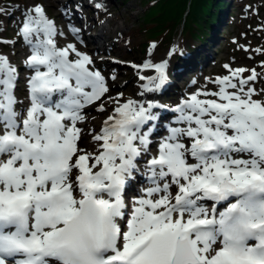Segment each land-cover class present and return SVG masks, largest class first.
Here are the masks:
<instances>
[{
    "label": "snow or ice",
    "instance_id": "obj_1",
    "mask_svg": "<svg viewBox=\"0 0 264 264\" xmlns=\"http://www.w3.org/2000/svg\"><path fill=\"white\" fill-rule=\"evenodd\" d=\"M22 16L24 99L0 53V264H264V74L225 63L169 108L147 98L169 62L148 59L131 65L140 98L111 95L116 76L58 47L43 4ZM89 110L108 113L99 130ZM137 173L148 186L128 201Z\"/></svg>",
    "mask_w": 264,
    "mask_h": 264
},
{
    "label": "rangeland",
    "instance_id": "obj_2",
    "mask_svg": "<svg viewBox=\"0 0 264 264\" xmlns=\"http://www.w3.org/2000/svg\"><path fill=\"white\" fill-rule=\"evenodd\" d=\"M7 1L9 0H0V9H3L0 12V40L16 41V43H0V53L9 57L20 68V75L23 76L31 75V72L23 67V61L29 54V49L17 32L23 19V10L31 7L34 3L44 5L48 17L55 22L58 31L63 33L62 36L56 37L58 47H63L67 43H75L81 51L89 54V51L92 53L93 50H96V44L85 40L87 34L95 33L103 23L107 26L106 30H111H109L111 37L105 38L104 48L92 53V58L96 60L95 66L102 70L106 77L116 76L115 81L109 80L113 87L111 95H115L117 91H123L125 97L140 98L137 93L140 91L139 84L142 82L138 80L136 69L131 65L140 64L148 59L153 62L167 59L169 62V81L177 83L173 87L168 83L165 88L170 93L174 91L173 97H175L173 98L167 91L163 94L151 95L155 96L161 105L166 103L170 107L173 106L172 100L176 101L173 103L175 105L183 95L202 87L206 77L227 74L222 67L225 63L231 64L233 68L255 67L257 72L264 74V69L260 67V61L264 60V55L255 51L258 48L264 49V0H228L229 7L224 26L217 28L215 32L213 31L214 33L212 32L214 42L210 40L196 52L198 59L204 57L203 60H207L206 65L202 67L196 62L194 67L189 68L191 71L184 69L178 74L171 73L173 65L169 52L175 48L176 44L179 42L181 44L182 26L175 29L174 36L176 37L171 45L152 48V44H149L142 51L135 47L137 44H146L147 42L144 32L145 23L142 19H137L140 12H144L140 0L128 2L93 0L92 4H88V7H84L81 0H73L72 3H67L68 0H11V3H7ZM97 3L102 4L103 7L96 8L95 4ZM78 6L83 10L81 12L82 17L84 16L83 20H80L74 13ZM95 12H98L97 16L94 14ZM71 28L79 29V39L73 34ZM217 31L219 32L217 33ZM240 45L245 46L249 51H243ZM23 52L27 53L25 57H21ZM206 56H210V58L207 59ZM144 74L151 75L153 73L151 70H145ZM125 84L126 86H124ZM25 85L26 80H21L20 77L16 93L19 99H24L26 95ZM208 87L212 88L213 86L208 85ZM256 87L257 89L264 87V82L257 81ZM147 98L149 99L148 96ZM88 114L97 117L95 128L99 130V120L108 113L99 114L89 110ZM166 116L169 122L171 115ZM153 153H155L154 150H152ZM126 200L129 201L127 195Z\"/></svg>",
    "mask_w": 264,
    "mask_h": 264
},
{
    "label": "trees",
    "instance_id": "obj_3",
    "mask_svg": "<svg viewBox=\"0 0 264 264\" xmlns=\"http://www.w3.org/2000/svg\"><path fill=\"white\" fill-rule=\"evenodd\" d=\"M142 3L148 8L141 18L146 26L144 32L147 42L137 44L136 48L142 51L146 45L153 43L161 48L171 45L176 37L175 29L182 26L181 44H177L171 54L173 65L171 73L176 72V69H179L177 73H180L184 69L192 68L196 62L201 66L206 65L207 60L204 61V57L198 59L196 52L203 44L213 41V33L217 28L224 26L229 7L228 0H142Z\"/></svg>",
    "mask_w": 264,
    "mask_h": 264
},
{
    "label": "bare ground",
    "instance_id": "obj_4",
    "mask_svg": "<svg viewBox=\"0 0 264 264\" xmlns=\"http://www.w3.org/2000/svg\"><path fill=\"white\" fill-rule=\"evenodd\" d=\"M72 1L73 0H68L67 1V3H72ZM76 1V0H75ZM82 1V3H83V6L84 7H88V4H92L91 2L93 1V0H81ZM140 3H141V5L143 6V11L144 12H140V14H139V16H138V18L137 19H141L145 14H146V12H147V10H148V8H146V6H145V4L144 3H142V0H140ZM83 10L82 9H80V6H78V7H76V9H75V11H74V13L76 14V16L80 19V20H83V17H82V15H81V12H82ZM104 24V23H103ZM103 24H101L99 27H98V29H97V31L95 32V33H92V34H87V36L85 37L86 39L85 40H87V41H90V42H93L94 44H96V50H102L103 48H104V45H105V40L106 39H109L110 37H111V32H109V30L110 29H107L106 30V28H107V26L106 25H103ZM113 30V29H112ZM118 30V29H117ZM111 31V30H110ZM106 38V39H105ZM101 40H102V42H101ZM86 42V41H85ZM180 43V42H179ZM178 43V44H179ZM109 45V44H108ZM108 48V47H107ZM27 55V53L26 52H23V54H21V57H25ZM170 56V55H169ZM94 61H96L95 59H94ZM24 67V66H23ZM20 77H21V80H26L25 78L27 77V75H25V76H23V75H20ZM175 82V83H174ZM169 83H170V86H176V81H173V82H170L169 81ZM168 89H166L165 87H164V89H162V91L160 92V93H165L166 91H167ZM160 93H156L157 95H159ZM167 93H170V92H168L167 91ZM147 96L149 97V99H152L153 98V96L151 95V94H147ZM162 105H166V103L164 104H162ZM166 106H168V105H166ZM168 107H170V105L168 106ZM168 113H165V112H162V116L164 117V119L160 122L161 123V125H163V124H165V123H168V119H167V115ZM89 126H92V127H95V126H97V123H96V121L95 122H92ZM85 131H87V129H85ZM164 132H166L165 131V129H164V127L163 126H161V127H159L158 128V130H157V133H156V135H155V137H154V139H158L161 135H163L164 134ZM154 147H155V145H154ZM155 151H156V148H155ZM141 173H143V168L141 167ZM137 179H139V181H138V183H141V182H143V183H145L146 182V179L142 176V175H138V177H137ZM137 179H134V180H132V181H130V183L128 184V186H127V192H131V195H128L129 196V199H132L133 197H135L134 196V194H133V192H135V189H136V181H137ZM131 201V200H130Z\"/></svg>",
    "mask_w": 264,
    "mask_h": 264
}]
</instances>
